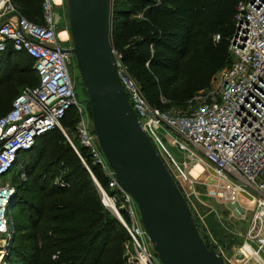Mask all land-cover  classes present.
<instances>
[{
	"label": "built area",
	"instance_id": "built-area-1",
	"mask_svg": "<svg viewBox=\"0 0 264 264\" xmlns=\"http://www.w3.org/2000/svg\"><path fill=\"white\" fill-rule=\"evenodd\" d=\"M56 6L55 0H42L41 23H34L18 13L12 0H0V55L9 45L17 53H26L38 78V84L23 88L10 110L0 117V264H7L4 258L7 240L15 229L12 207L17 194L12 177L5 182L2 177L14 170L19 156L32 149L39 137L54 129H59L72 145L98 189L101 204L124 228L125 263L161 264L136 214L134 200L105 160L90 129L91 118L88 122L85 119L69 73L73 55L67 51L72 46L65 47L66 41L60 38ZM7 15H16V21L2 23ZM234 24L230 62L218 73L215 90L184 114H161L128 75L119 56L116 64L128 101L146 134L168 126L180 151L189 153L190 161L204 163L217 179L210 191L212 196L241 218L243 198L253 206L245 241L236 256L243 263L252 260L264 264L260 256L264 251V237L260 236L264 228V0L240 1ZM69 110L75 113L78 143L89 151L93 165L108 179L107 189L97 181L62 127ZM21 178L26 180V175L21 174ZM250 243L256 244L257 250L247 257L244 250L251 248Z\"/></svg>",
	"mask_w": 264,
	"mask_h": 264
},
{
	"label": "trees",
	"instance_id": "trees-1",
	"mask_svg": "<svg viewBox=\"0 0 264 264\" xmlns=\"http://www.w3.org/2000/svg\"><path fill=\"white\" fill-rule=\"evenodd\" d=\"M12 1L20 7L22 16L41 23L42 0ZM240 1L113 0V49L152 106L160 107L159 83L164 74H178L186 68L194 73L191 92L184 98L188 101L229 64L230 39ZM14 60L26 61L28 72L35 74L33 60L10 45L0 55V70ZM23 81L25 78L17 80V86ZM37 84L36 77L29 86ZM0 89L1 117L18 94L12 86L0 85ZM74 123L75 113L69 110L62 126L73 130ZM73 144L107 189L108 179L93 165L89 151L78 140ZM18 163L20 174L26 175V181L15 184L18 211L14 224L20 237L9 250L7 264H100L109 245L120 241L118 231L123 227L101 204L98 189L72 145L59 129H54L22 153ZM53 251L59 253L54 260Z\"/></svg>",
	"mask_w": 264,
	"mask_h": 264
},
{
	"label": "water",
	"instance_id": "water-1",
	"mask_svg": "<svg viewBox=\"0 0 264 264\" xmlns=\"http://www.w3.org/2000/svg\"><path fill=\"white\" fill-rule=\"evenodd\" d=\"M93 130L120 186L138 207L161 264H229L203 240L172 174L128 101L111 43L113 0H64Z\"/></svg>",
	"mask_w": 264,
	"mask_h": 264
},
{
	"label": "rangeland",
	"instance_id": "rangeland-1",
	"mask_svg": "<svg viewBox=\"0 0 264 264\" xmlns=\"http://www.w3.org/2000/svg\"><path fill=\"white\" fill-rule=\"evenodd\" d=\"M55 2L57 6L54 9V13L55 16L59 18V33L67 32L69 35L68 39H62L61 37L60 38L63 41H66L64 43L65 47H71L72 41L69 33L68 17L64 0H55ZM119 5L122 7H128L127 5L121 3ZM17 11L18 13H21L20 7L18 6ZM140 17L141 15L137 16V18ZM117 57V52H115V58ZM26 63V61H22L21 63L19 62V60H14L5 65L0 70L1 87L12 86L15 88V92L19 94L23 88L29 86L30 82L36 77L31 70L28 72L29 67ZM22 71L26 72V74H21ZM69 73L74 84L75 92L78 95L79 104L84 112L85 119L88 122V118H91V111L87 102L88 96L82 83L74 56L71 57V62L69 64ZM218 73L213 77L209 85L203 91L193 93V97L188 101H185L184 98L191 92V86L193 85V80L195 77L194 73L189 68H186L178 74H164L162 80L159 83L160 107H158V109L160 110L161 114H164L167 117H175L195 109L201 101L199 99L206 98L209 93L215 90L217 86ZM24 78L25 81L17 86V80ZM194 97L196 98V100L191 101ZM92 125L93 124L91 118L90 129L93 128ZM68 129L69 130H66L64 128L68 137L73 142L77 143L75 130L73 129V131L70 128ZM149 137L153 141V144L155 145L159 155L161 156V159L172 174L185 199L187 200L199 226V232L205 239L206 243L209 244V246L215 245L216 252L219 253L227 261V263L229 262V264H241L239 260L242 259L236 256V251L238 248L233 250V245H231L232 242L230 241H228V245L224 243L225 235L229 234V231H226L223 226L215 221L216 214H221L222 217H227L228 208H226L227 205L219 202L216 196H212L210 194V191L218 182L212 172L209 171L208 167L204 163H199L204 170L198 177H194L191 174V170L195 166V164H197V162L190 161L189 153L180 151L179 146L175 144L174 131H172V129H170L168 126L164 125L157 131H152ZM192 151L201 156L196 149H192ZM41 168L42 165L37 169V171H39ZM20 171L21 168L18 163L10 174L2 177V181H9L10 177H12L11 182L14 185H19L20 182L26 181L21 178ZM134 208L137 216L140 218L138 207L135 202ZM17 211L18 206L15 204L12 207L13 217H15ZM226 227H228L227 223ZM123 230L120 229V231H118V234L121 237L120 241L113 242L109 245L108 249L102 257L100 264H126L124 259L123 245L127 243V235L126 233H124L125 231L123 232ZM15 232L16 230L14 229L13 233L7 240L8 242L6 252L8 253L4 258L5 260L9 255L11 246L19 242L20 236L16 235ZM211 233L215 238L214 240L210 236ZM241 245H243V239L242 243L239 246ZM110 251L111 253H109ZM53 253L55 254L54 256H52V259L54 260L57 258L59 253L58 251H53ZM260 254L262 257H264V252H261ZM243 264L256 263L250 260L249 262Z\"/></svg>",
	"mask_w": 264,
	"mask_h": 264
},
{
	"label": "crops",
	"instance_id": "crops-1",
	"mask_svg": "<svg viewBox=\"0 0 264 264\" xmlns=\"http://www.w3.org/2000/svg\"><path fill=\"white\" fill-rule=\"evenodd\" d=\"M20 14V13H19ZM15 22L16 21V15H7L3 20L2 23L4 22ZM1 22V20H0ZM241 203L243 204V217H239L237 215H235L233 213L232 208L228 207V205L226 206L227 212H228V216L227 217H222L221 214H216L215 217V221H217V223H219L221 226H223L226 231H229V234L225 235V239H224V243L226 245H228V241H232V249L235 250L236 248L239 247V245L242 243V239L243 242L245 241V235L248 229V225H249V221L252 217L253 214V206L250 204V202H248L246 199L243 198V200L241 201ZM230 212V213H229ZM226 223L228 224V227H226ZM211 238L214 240V236L211 233L210 234ZM261 237H264V228L262 230V232L260 233ZM242 238V239H241ZM239 243V244H238ZM251 249L253 251L257 250V245L250 243ZM221 248V246H220ZM264 252V251H262ZM261 256V254H260ZM262 261H264V257L261 256ZM258 264V263H256Z\"/></svg>",
	"mask_w": 264,
	"mask_h": 264
},
{
	"label": "bare ground",
	"instance_id": "bare-ground-1",
	"mask_svg": "<svg viewBox=\"0 0 264 264\" xmlns=\"http://www.w3.org/2000/svg\"><path fill=\"white\" fill-rule=\"evenodd\" d=\"M60 37H61L62 39H68L69 35H68L67 32H63V33H60ZM203 170H204V169L202 168V166H201L199 163H197V164H195V166L192 168V170H191V174H192L194 177H198V176L201 174V172H202ZM244 252H245V254L247 255V257H248V256L250 257V255L253 254V250H252L250 247H246V249L244 250ZM239 262H240L241 264H243V261H240V260H239Z\"/></svg>",
	"mask_w": 264,
	"mask_h": 264
}]
</instances>
